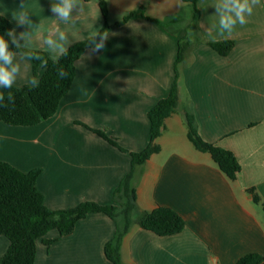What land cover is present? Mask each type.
Listing matches in <instances>:
<instances>
[{"label": "crops", "instance_id": "crops-1", "mask_svg": "<svg viewBox=\"0 0 264 264\" xmlns=\"http://www.w3.org/2000/svg\"><path fill=\"white\" fill-rule=\"evenodd\" d=\"M60 2L25 0L33 26L16 27L12 18L20 0H0V15L16 35L31 34L18 53L43 52L57 61L62 55L44 43L50 31L59 42L57 26L68 50L106 25L123 24L108 31L103 50L89 48L76 62L72 87L53 118L34 127L0 122V160L26 173L41 169L37 186L53 211L84 202L108 206L132 169L131 154L150 145L149 112L171 94L179 41L192 7L180 0H72L65 23L51 11ZM215 3L198 2L199 41L179 67V108L164 120L158 150L138 169L137 209L121 243L122 264H236L248 254L264 256V0L245 25L223 35ZM174 18L180 21L169 29L161 24ZM224 42L234 44L228 56L212 48ZM17 60L21 77L14 86H26L33 77L40 83L44 66L35 67L34 59ZM185 109L206 142L234 155L241 167L236 180L196 147L184 152L165 148L164 135L174 127H186L189 139ZM92 130L103 131L126 152ZM160 207L176 211L186 228L168 237L146 230L143 219ZM116 230L107 215L90 214L70 236L53 231L47 236L52 245L38 241L35 264H112L105 246ZM9 246L8 238L0 236V260Z\"/></svg>", "mask_w": 264, "mask_h": 264}, {"label": "trees", "instance_id": "trees-1", "mask_svg": "<svg viewBox=\"0 0 264 264\" xmlns=\"http://www.w3.org/2000/svg\"><path fill=\"white\" fill-rule=\"evenodd\" d=\"M180 1L192 7V16L185 26L186 35L179 41L176 78L172 91L167 99L159 102L149 112L150 145L141 153L131 154L133 157L132 169L115 190L114 204L102 206L93 202H84L72 209L53 211L46 206L44 196L37 186L38 178L42 173L41 169L26 173L0 160V236H5L10 241L9 249L0 260V264H35L38 241H43L47 246H50L54 242V240L47 239L51 232L58 231L60 237L70 236L74 233L79 221L90 214L97 213L107 215L116 223V234L106 244L105 255L112 264H122L121 243L132 227L137 209L134 189L138 169L158 150L155 142L163 132L164 120L179 108V67L186 61L187 54L192 51L195 42L199 41L201 12L198 2L200 0ZM101 10L106 16V5L103 2ZM177 21H180V18L170 19L161 24L169 29ZM122 24L106 25L102 31L108 32ZM11 28V22L0 15V34ZM5 39H8L6 35ZM95 43H99L98 37ZM233 46L232 42H224L212 45V48L221 56H228ZM9 47L13 51H21V49H16L10 41ZM89 48H93V43L90 40L74 45L67 50V55H62L57 61L50 59L43 52L32 53L43 57V60L34 59L35 67L43 65L45 69L40 83L37 87L26 85L23 87L13 86L12 89H0L4 92V104H10L8 91H11L15 98L14 105L0 108V122L14 127H34L53 118L58 113L62 99L72 87L76 76V62ZM60 66H63L69 74L65 79L57 76V68ZM183 115L189 130V139L194 146L202 152L209 153L216 166L228 179L236 180L241 167L234 155L206 142L199 135L194 117L189 109H185ZM92 131L126 152L103 131ZM142 223L146 230L161 237L177 235L186 228L184 219L176 211L166 207L155 209L146 215ZM236 264H264V256L257 253L248 254Z\"/></svg>", "mask_w": 264, "mask_h": 264}, {"label": "clouds", "instance_id": "clouds-1", "mask_svg": "<svg viewBox=\"0 0 264 264\" xmlns=\"http://www.w3.org/2000/svg\"><path fill=\"white\" fill-rule=\"evenodd\" d=\"M79 2V0H78ZM260 4V0H216V3L212 6L215 9V15L218 17V30L221 35L231 34L236 28L237 24L243 26L248 20L247 18L252 16L256 6ZM27 4L25 0H20L19 6L15 11L13 20L16 23V27L33 26V21L29 18L30 12L27 10ZM73 10L72 0H61L60 3L54 4L51 11L58 16L59 20L67 23L71 18ZM80 10L83 11V4L80 3ZM55 31L59 34V42L52 39L51 31L44 38V43L48 45L49 49L55 46V50L59 55H67V43L66 35L60 30L59 26ZM5 35L8 39H5ZM99 38V43H95L96 38ZM109 34L107 31H95L90 34L89 39L93 43L94 50L99 52L105 47V42L108 40ZM20 39L26 41L25 45L19 43ZM31 39V34L28 32H21L19 36L16 35V28H11L5 33L0 34V89H12L17 80L21 77V64L17 60V57L21 60L30 61L33 59L43 60L35 54H25L13 51L9 47V41L16 49L27 47V41ZM46 64V61H45ZM68 72L63 66L57 68V76L61 79H65L68 76ZM30 87H37L39 81L36 78H31L27 81ZM10 104H4V92L0 91V108L8 107L15 104V98L11 91H8Z\"/></svg>", "mask_w": 264, "mask_h": 264}, {"label": "rangeland", "instance_id": "rangeland-1", "mask_svg": "<svg viewBox=\"0 0 264 264\" xmlns=\"http://www.w3.org/2000/svg\"><path fill=\"white\" fill-rule=\"evenodd\" d=\"M191 10V9H190ZM168 142L165 145V148L169 151L175 150L179 152H184L185 147L190 150H196L194 144L187 137V128H176L170 129L164 135ZM170 141V143H169Z\"/></svg>", "mask_w": 264, "mask_h": 264}]
</instances>
